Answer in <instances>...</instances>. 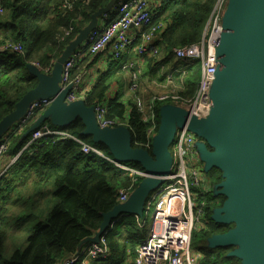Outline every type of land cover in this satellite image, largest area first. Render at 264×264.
Returning a JSON list of instances; mask_svg holds the SVG:
<instances>
[{"label": "trees", "instance_id": "16d2710c", "mask_svg": "<svg viewBox=\"0 0 264 264\" xmlns=\"http://www.w3.org/2000/svg\"><path fill=\"white\" fill-rule=\"evenodd\" d=\"M215 1L160 0L161 5L153 7L151 13L152 26H163L156 35L157 44L172 50L200 42ZM119 2L80 0L72 10L62 8L63 0L0 3L4 11L0 14V47L7 40L23 47L22 53L0 50V125L17 111L27 94L39 88L41 82L36 73L49 75L44 70L53 67L64 55L68 42L81 31L84 23L102 16ZM70 26L74 29L72 34L64 36L63 30ZM32 62L39 63L42 70H32ZM200 74L199 63L194 64L187 71L186 91L179 96L191 99ZM76 75L72 71V76ZM105 90L104 81L97 84L86 95V105L102 101ZM41 113H36L25 126L7 137L5 156H15L16 161L0 180V264H57L84 247L100 231L106 215L119 206L121 190L133 186V191L143 182L140 176L131 175L113 163L109 148L85 134L86 125L81 119L59 127V132L67 134L66 137L47 136L31 141L32 133L40 127L54 129L49 119L42 126L35 124L36 116ZM158 115L159 111V123ZM107 116L122 121L123 105L108 102ZM140 117L132 109L127 119L133 149L140 147L147 128ZM73 138L94 148L101 156L92 152L84 154L82 146ZM120 165L144 172L137 162ZM209 173L211 185L219 190L216 186L224 181L223 174L216 169ZM221 198L219 204L207 206V229L193 234L192 240L199 235L202 243L198 248L202 260L198 264H242L241 259L230 256L233 247L209 248L212 237L234 228L233 224L219 225L214 220L227 200L224 195ZM106 232L110 254L107 259H94L90 264H133L135 252L131 247L140 239L135 219L125 216L108 226Z\"/></svg>", "mask_w": 264, "mask_h": 264}, {"label": "water", "instance_id": "95a60500", "mask_svg": "<svg viewBox=\"0 0 264 264\" xmlns=\"http://www.w3.org/2000/svg\"><path fill=\"white\" fill-rule=\"evenodd\" d=\"M227 2L218 83L210 94L209 120L189 116L174 105L162 107L151 151L133 149L128 128L99 130L91 107L81 102L65 103L67 89L62 92L58 87V75L68 50L57 60L50 77L36 73L39 88L27 94L17 111L4 120L0 136L22 117L30 100L48 97L53 103L40 120L50 118L54 125L64 128L81 119L85 134L95 143L105 144L114 162L139 163L145 179L125 205L106 215L99 231L104 233L125 214H140L151 192L169 175L172 158L167 148L175 129L186 125L203 141L201 154L206 167L220 171L224 177L216 187L227 200L214 220L219 225H234L228 233L212 237L209 248L236 247L230 256L241 259L242 264H264V0Z\"/></svg>", "mask_w": 264, "mask_h": 264}, {"label": "built area", "instance_id": "2783aa9c", "mask_svg": "<svg viewBox=\"0 0 264 264\" xmlns=\"http://www.w3.org/2000/svg\"><path fill=\"white\" fill-rule=\"evenodd\" d=\"M5 0H0V3ZM80 0H63L62 8L72 10L73 5ZM90 0H85L88 2ZM227 0H216L214 8L208 18L204 29V36L197 44L178 46L172 49V55L178 60L189 64L197 62L201 65V74L198 86L191 99L181 96L164 95L160 99L171 100L177 108L184 109L189 116L209 120L211 118L210 94L217 86V67L220 64L219 52L223 44V17L226 11ZM4 11L0 8V14ZM151 6L148 0H120L111 10L102 13L100 26L92 29L84 43V53L91 56H100L107 49L111 50V57L115 61H121L124 54L130 49L140 56L156 58L159 48L156 42L158 31L162 24L152 26ZM73 27L64 29V36L73 32ZM207 36L205 37V34ZM1 51L22 53L23 47L7 40ZM80 55L71 53L64 60L60 75V89L65 91V103L67 105L78 102L86 104V92L82 88V76H72L73 68ZM31 67L42 70L37 62H32ZM123 70L131 72V91L138 89V76L133 70V65L125 63ZM50 72V67L44 70ZM53 103L52 98H35L29 101L22 117L9 127L5 135L0 139V162L8 149L7 137L16 129L25 126L28 119L38 112H44ZM154 102L148 107L143 116V122L147 124L144 140L138 149L151 151L152 143L158 129V117L154 109ZM93 118L99 130L113 131L118 128H128V120L123 121L107 116L108 101L95 102L92 105ZM138 112H141L139 110ZM47 136H62L63 134L50 130H37L32 133L31 141H36ZM82 146L84 154L100 153L94 148L84 145L80 140L73 138ZM172 145V160L169 175L162 178L161 185L152 192L151 199L147 203V209L152 207V217L149 223L146 219L138 222V228L145 231L144 238L136 248V256L133 264H198L202 260L200 253L193 252L190 248L193 233L197 226L207 225V206L211 203L219 204V190H213L209 177H206L207 167L202 160L201 147L203 141L190 132L187 126L176 128ZM114 163V161H113ZM122 170L134 175L146 176L144 173L133 171L114 163ZM0 173V180L3 176ZM133 186H129L119 192V205H125L129 201ZM137 220L138 218L135 217ZM201 228V227H200ZM106 234L98 232L88 243L60 260L57 264H90L94 259H107L110 254L106 240Z\"/></svg>", "mask_w": 264, "mask_h": 264}, {"label": "crops", "instance_id": "0c3cea01", "mask_svg": "<svg viewBox=\"0 0 264 264\" xmlns=\"http://www.w3.org/2000/svg\"><path fill=\"white\" fill-rule=\"evenodd\" d=\"M151 6V11L153 7H158L160 4V0H148ZM161 5V4H160ZM80 17V16H78ZM101 14L97 17L91 18L87 23H84L81 31L77 33V35L68 42L67 48L65 49L68 58L71 53H78L80 58L76 61V65L73 68V73L82 76V88L85 90L86 95L92 91L97 84L100 82H105L106 90L103 93L104 100L109 102V105L117 102L118 104L123 105L124 108V119H129L130 111L132 109L141 110L138 112L140 114L141 120H143L144 114H146L148 107L153 103L155 113L157 116V111H159L162 107L169 106L166 103L169 101L160 99L162 96H173L183 94L186 91V76L187 71L194 65L184 62L183 60L176 59L172 55V50L166 49L161 43L158 45L159 55L156 58H149L147 56H138L134 50H129L126 54H124L121 61H115L111 57V50L107 49L100 56H91L89 54L84 53V41L88 36V33L100 26ZM62 57V56H61ZM60 57V58H61ZM59 59V58H58ZM57 59V60H58ZM57 60L54 62V66L50 67V72L47 77H50L54 72V67L56 65ZM128 63L133 65V70L137 73L138 76V89L136 91H131L130 86L132 83L131 80V72L129 70H123L122 65ZM199 63V62H197ZM195 63V64H197ZM200 65V63H199ZM63 63L61 65L62 70ZM201 70V65H200ZM61 71L59 73L60 79ZM59 82V80H58ZM58 87L60 88V82L58 83ZM103 101V100H102ZM101 102V101H100ZM91 107L92 106H87ZM45 112L38 114L35 118V124L37 126H42L46 123L47 119L50 120V123L54 126V129H50L47 126L40 127L38 130H50L59 132V127L54 125L50 118L40 120ZM121 120V119H118ZM122 120V121H123ZM62 133V132H60ZM171 146V154H172V145ZM172 158V156H171ZM16 161L15 156H4L2 161L0 162V173H6V171L10 168V166ZM212 169L207 168L206 177L210 176V171ZM143 180L145 176L142 177ZM210 179V178H209ZM211 185V184H210ZM138 189V188H137ZM131 191V195L137 190ZM212 189L214 190V186L212 185ZM153 192V191H152ZM152 192L149 197L144 202V205L141 208L140 214H125V216L137 217L136 225L138 228V222L146 219L143 210L147 208V203L151 199ZM130 195V197H131ZM130 200V198H129ZM144 214V215H143ZM122 217V218H123ZM117 221V220H116ZM115 221V222H116ZM113 225V223L111 224ZM141 233V232H139ZM96 235V234H95ZM144 238V236H140L137 244H134V247H131V250L135 252L136 256V248L138 247L140 241ZM236 249L235 247H233ZM128 254L130 252L128 251ZM134 260V259H133Z\"/></svg>", "mask_w": 264, "mask_h": 264}, {"label": "rangeland", "instance_id": "374dc122", "mask_svg": "<svg viewBox=\"0 0 264 264\" xmlns=\"http://www.w3.org/2000/svg\"><path fill=\"white\" fill-rule=\"evenodd\" d=\"M31 64V63H30ZM167 105H172L173 104V102L171 101V100H169L167 103H166ZM168 152H169V155H171V146L169 145L168 146ZM172 156V155H171ZM141 178H142V176H140ZM143 212H146V213H144L145 214V217H146V222L147 223H149L150 221H151V217H152V207L151 208H149V209H147L146 208V210L144 209L143 210ZM143 214V215H144ZM134 218V217H133ZM135 219V221H136V218H134ZM197 227H199V228H196L195 229V231H194V233H200L201 232V230H205V229H207V227H208V224L207 225H202V226H197ZM201 227V228H200ZM141 233H139V237L140 236H142V235H145V231H143V230H141V229H139V228H137ZM143 231V232H142ZM193 233V234H194ZM201 241H200V239H199V235H197V239L196 240H192V242H191V246H190V248L192 249V251L193 252H196V253H200V251L198 250V248L201 246ZM236 248V247H235ZM201 254V253H200Z\"/></svg>", "mask_w": 264, "mask_h": 264}, {"label": "flooded vegetation", "instance_id": "af4514ba", "mask_svg": "<svg viewBox=\"0 0 264 264\" xmlns=\"http://www.w3.org/2000/svg\"><path fill=\"white\" fill-rule=\"evenodd\" d=\"M221 196H223V195H220V196H219V202L222 201ZM224 202H225V201H224ZM224 202H223V203H224ZM223 203H222V205H223Z\"/></svg>", "mask_w": 264, "mask_h": 264}]
</instances>
